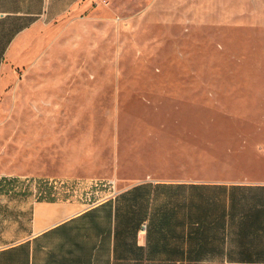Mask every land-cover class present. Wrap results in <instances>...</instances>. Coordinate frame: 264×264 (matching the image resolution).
<instances>
[{
	"label": "rangeland",
	"instance_id": "obj_1",
	"mask_svg": "<svg viewBox=\"0 0 264 264\" xmlns=\"http://www.w3.org/2000/svg\"><path fill=\"white\" fill-rule=\"evenodd\" d=\"M44 32L0 81V176L28 210L52 181L264 180V0H94Z\"/></svg>",
	"mask_w": 264,
	"mask_h": 264
},
{
	"label": "crops",
	"instance_id": "obj_2",
	"mask_svg": "<svg viewBox=\"0 0 264 264\" xmlns=\"http://www.w3.org/2000/svg\"><path fill=\"white\" fill-rule=\"evenodd\" d=\"M93 1L0 0V81L42 54L45 29ZM12 181L0 176V264H264V180L117 176L108 193L92 189L98 199L52 181L35 185L29 210ZM12 195L17 205L4 202Z\"/></svg>",
	"mask_w": 264,
	"mask_h": 264
}]
</instances>
